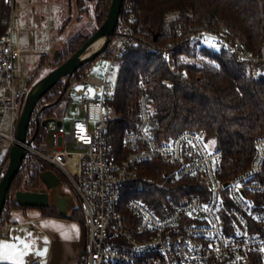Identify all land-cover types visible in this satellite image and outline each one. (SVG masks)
Here are the masks:
<instances>
[{"label": "built area", "instance_id": "built-area-1", "mask_svg": "<svg viewBox=\"0 0 264 264\" xmlns=\"http://www.w3.org/2000/svg\"><path fill=\"white\" fill-rule=\"evenodd\" d=\"M3 3L10 8V18L0 34V149L9 152L16 143L27 81L22 54L33 49L19 44L21 31L30 28L21 26L17 0ZM128 9L124 0L118 31L101 53L112 55L104 75L87 72L78 85L70 80L56 99L77 87L82 117L68 126L51 118L46 125L47 146L34 147L32 139H26L25 155L53 168L80 207L85 244L75 264H245L251 252H264V135L254 141L248 168L226 179L223 152L206 138L205 130L163 133L157 109L141 91L135 128L122 134L116 151L108 135L116 98V75L113 79L111 73L117 72L114 60L136 42ZM54 28L49 21L47 29ZM201 36L212 48L227 50L237 62L249 64L253 75L259 76L257 65L264 62V53L254 54L221 33L204 31ZM161 54L171 62L167 48ZM137 87L144 88L143 79L137 80ZM33 119L40 123V109ZM125 150L128 153L122 155ZM154 158L170 167L165 176L172 183L199 177L202 192L183 198L167 194L155 204L157 211L149 208L135 194L154 181L138 171L141 163ZM9 228L8 222L2 223L0 234H7Z\"/></svg>", "mask_w": 264, "mask_h": 264}, {"label": "trees", "instance_id": "trees-1", "mask_svg": "<svg viewBox=\"0 0 264 264\" xmlns=\"http://www.w3.org/2000/svg\"><path fill=\"white\" fill-rule=\"evenodd\" d=\"M110 2L94 0L92 33L80 31L71 37L58 52L55 67L71 56L103 23ZM128 2L137 38L125 54L114 60L117 65L116 98L113 102L115 116L110 120L108 135L115 150L119 151L122 134L135 128L138 96L143 91L158 111L163 133L176 134L186 128H201L205 130L206 138L223 152L224 178L247 169L254 141L264 135V62L257 65L259 76L255 77L249 64L237 62L227 50L212 48L201 34L204 31L221 33L254 54H263L264 0ZM84 3V0H75L79 10L86 12ZM9 18L10 8L0 0V34L8 25ZM164 48L171 52L170 63L161 54ZM111 56V52H107L103 57ZM42 62L40 57L37 67ZM90 62L72 74L71 80L77 85L88 72ZM140 78L144 82L143 89L137 87ZM62 90L61 82L55 83L39 97L33 108L26 139H32L34 147L40 145V133L44 131L41 121L35 124L34 114L43 108L41 120L53 118V110L63 97L56 100ZM121 152L122 155L128 153L126 150ZM8 154L6 152L4 159L0 160V180L8 167ZM139 166L140 175L154 181L146 183L147 190L135 194V197L154 211H157L155 204L162 202L167 194L183 198L200 193L204 188L199 177L170 182L165 176L170 167L168 170V165L157 158L144 161ZM46 169L54 171L32 155L23 157L7 189L0 225L9 220L12 209L25 207L13 201L23 173L27 176L24 183L37 187L42 183L41 172ZM41 210L43 214L59 215L53 207H41ZM67 218L82 222L80 207L77 206ZM245 264H264V252H251Z\"/></svg>", "mask_w": 264, "mask_h": 264}, {"label": "water", "instance_id": "water-1", "mask_svg": "<svg viewBox=\"0 0 264 264\" xmlns=\"http://www.w3.org/2000/svg\"><path fill=\"white\" fill-rule=\"evenodd\" d=\"M121 5L122 0H111L103 23L71 56L43 76L26 95L16 125V143L10 148L8 167L0 180V214L9 184L18 172L26 153L25 145L28 143L26 141V131L37 100L52 85L66 79L63 86L64 91L71 80L72 74L82 65L93 61L106 49L111 36L115 32ZM98 37L103 39L102 43L98 47H92V43ZM89 49L92 50L89 51ZM57 54L54 56L55 59ZM38 84V88L34 90ZM42 109L40 110L42 111ZM50 120L51 118L41 120V125L46 126ZM41 181L42 183L37 187L27 186L22 183L14 192L13 201L25 207H53L59 215L70 216L78 204L69 188L65 187L62 179L53 170L46 169L41 172Z\"/></svg>", "mask_w": 264, "mask_h": 264}, {"label": "rangeland", "instance_id": "rangeland-1", "mask_svg": "<svg viewBox=\"0 0 264 264\" xmlns=\"http://www.w3.org/2000/svg\"><path fill=\"white\" fill-rule=\"evenodd\" d=\"M84 6L86 7V12L80 11L79 8L75 4L74 0V7L72 11H70L69 14V24L65 26L63 31L60 33L58 28L60 27V23L58 22V19L60 17H67L68 13L63 11L61 16H58L56 18V21L53 22L55 25L54 30H48V29H41L40 34L41 37H36L37 32L31 34L33 38L32 42V48L33 51L30 52H24L22 54V63H23V76L26 79V84L23 85V89L25 92H23L21 96V109L23 107L26 95L33 89V87L45 76L51 69H53L54 61H55V54L58 53L61 48L66 44V42L75 35L76 33L83 31L92 33V28L94 26V20L91 15L93 2L94 0H84ZM17 3L22 7V11L20 12V22L21 26L23 27L25 25L24 17L27 16V4L25 0H17ZM26 15V16H25ZM59 21H63V19H60ZM80 30V31H79ZM52 31V32H51ZM51 32V34H50ZM50 38V40L53 42L60 40L57 42V44H53L50 47L45 45V41L47 38ZM43 42L44 49L36 51V46ZM20 46L21 47H27L29 45V41L27 39V33L24 31H21V38H20ZM42 45V46H43ZM92 49H89V51ZM40 57L43 58V62L40 66L37 67L39 63ZM108 66V60L107 58L103 56L96 57L93 61L90 62L88 71L92 75L95 76H103L104 72ZM112 78H115V73H111ZM72 81V80H71ZM61 84L64 86V83L66 82V79H63L60 81ZM75 82V81H72ZM77 87L73 89V91L69 92L67 95L63 96L59 103L54 108V117L55 119L61 120L65 126H68L70 121L72 119L80 118L82 117V110L80 101L78 99V96L76 95ZM32 127V123H31ZM41 136V143H44L45 146L49 145L50 139L47 132V127L44 126V131L40 133ZM41 145V144H40ZM4 153L5 151L3 149H0V160L4 159ZM7 163L9 162V155L6 157ZM27 178L25 173L21 176V183L19 186L24 183V180ZM65 185V184H64ZM66 188H68L65 185ZM70 190V189H69ZM78 221V220H77ZM80 222V221H78ZM36 237V231L34 229H27L22 227H17L12 230L9 237H2L0 235V256L1 255H7L8 257H12L17 262H24L26 259H34L35 258V249L32 247V245H35L33 240H35ZM11 261V260H8Z\"/></svg>", "mask_w": 264, "mask_h": 264}, {"label": "crops", "instance_id": "crops-1", "mask_svg": "<svg viewBox=\"0 0 264 264\" xmlns=\"http://www.w3.org/2000/svg\"><path fill=\"white\" fill-rule=\"evenodd\" d=\"M25 2L27 4V16L25 15L26 17L23 19L25 20L23 27H28L30 30L24 29L23 31L27 33L28 46L31 47L33 42L31 34L37 32L36 37L40 38V30L47 29L48 22H55L56 18L61 16L63 11H65L68 13V16L64 18L60 17V19H63L62 22L58 19L60 23L58 30L61 33L65 26L69 24L68 17L70 11L75 6L74 0H25ZM20 8L22 11L21 6ZM59 41L57 40L52 43L48 36L44 43L50 47ZM44 43L40 42L36 46V51L43 50ZM5 154L6 152L4 153V157ZM5 222L10 224V228L7 234H0L2 237H9L12 230L17 227L34 229L36 231V237L33 240L35 245H32V247L35 246L33 248L35 249V258L26 259L24 262L35 264H75L80 253L83 251L85 232L81 222L77 220L61 215L43 214L41 207H20L12 209L9 220ZM0 263L23 264L5 254L0 256Z\"/></svg>", "mask_w": 264, "mask_h": 264}, {"label": "bare ground", "instance_id": "bare-ground-1", "mask_svg": "<svg viewBox=\"0 0 264 264\" xmlns=\"http://www.w3.org/2000/svg\"><path fill=\"white\" fill-rule=\"evenodd\" d=\"M102 38L98 37L97 39L94 40V42L92 43V47H98L101 43H102ZM39 84L34 88V90H36L38 88Z\"/></svg>", "mask_w": 264, "mask_h": 264}, {"label": "snow or ice", "instance_id": "snow-or-ice-1", "mask_svg": "<svg viewBox=\"0 0 264 264\" xmlns=\"http://www.w3.org/2000/svg\"><path fill=\"white\" fill-rule=\"evenodd\" d=\"M46 251V250H45ZM41 254H43V253H41Z\"/></svg>", "mask_w": 264, "mask_h": 264}]
</instances>
